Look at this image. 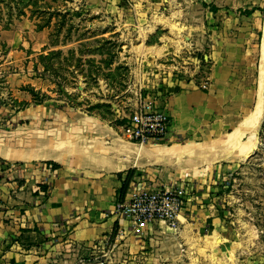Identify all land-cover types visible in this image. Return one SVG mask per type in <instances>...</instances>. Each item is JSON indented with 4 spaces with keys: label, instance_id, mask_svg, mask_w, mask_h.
I'll return each instance as SVG.
<instances>
[{
    "label": "rangeland",
    "instance_id": "obj_1",
    "mask_svg": "<svg viewBox=\"0 0 264 264\" xmlns=\"http://www.w3.org/2000/svg\"><path fill=\"white\" fill-rule=\"evenodd\" d=\"M263 23L264 0H0V113H86L118 130L139 93L208 81L220 142L255 105L243 93L257 92ZM255 132L250 154L186 182L177 229L127 220L95 249L64 238L50 264H264V110Z\"/></svg>",
    "mask_w": 264,
    "mask_h": 264
},
{
    "label": "crops",
    "instance_id": "obj_2",
    "mask_svg": "<svg viewBox=\"0 0 264 264\" xmlns=\"http://www.w3.org/2000/svg\"><path fill=\"white\" fill-rule=\"evenodd\" d=\"M170 87L173 93L165 99L171 128L159 142L125 141L103 119L86 113H49L37 106L13 119L0 113V264H50L64 238L74 247L92 248L111 235L115 224L127 221L114 209L130 185L145 176L157 183L206 182L220 169L217 163L235 157L200 159L184 153L224 133L221 122L210 121L223 109L217 85L203 90L178 81ZM257 93L244 90L247 110ZM132 144L147 147L139 152ZM161 146L182 154L161 155L155 151ZM234 169L221 166L225 172Z\"/></svg>",
    "mask_w": 264,
    "mask_h": 264
},
{
    "label": "built area",
    "instance_id": "obj_3",
    "mask_svg": "<svg viewBox=\"0 0 264 264\" xmlns=\"http://www.w3.org/2000/svg\"><path fill=\"white\" fill-rule=\"evenodd\" d=\"M209 88V82L202 84ZM137 95L134 108L129 114L120 116L118 131L127 141L144 144L165 140L171 128L172 115L166 104L167 92ZM185 183H157L148 176L130 185L126 197L117 202L114 213L126 220L139 224L164 222L169 228L177 229L186 200ZM109 237L92 246L95 249L102 243H108Z\"/></svg>",
    "mask_w": 264,
    "mask_h": 264
},
{
    "label": "bare ground",
    "instance_id": "obj_4",
    "mask_svg": "<svg viewBox=\"0 0 264 264\" xmlns=\"http://www.w3.org/2000/svg\"><path fill=\"white\" fill-rule=\"evenodd\" d=\"M260 55H261V68L258 73L259 74V78L257 82L258 93L256 95V103H255L256 106H254V109L246 117H244L232 131L228 132L226 135L224 134V138L222 139V141L220 142L212 141V142L198 144L196 148L188 149L187 151L182 150V152L185 151L184 153H187L191 157L197 156L200 159L201 158L204 159L205 157L206 159L211 154H213V156L216 158L221 156L227 158L236 154H241L242 156H245L253 151V149L257 144V136H256L255 128L257 129V126L261 121V117L263 115V110H264V91H263L264 90V23H263V32L261 37ZM74 145H70L71 146L70 148L71 149L74 148ZM132 146L133 149L140 150L139 152L145 150L147 147L144 145L139 146L135 144H132ZM155 151L165 156L180 157V154H182L181 151H178L176 149V147L161 146L158 147ZM22 156L29 157L30 155L24 154ZM195 169L197 172L198 168Z\"/></svg>",
    "mask_w": 264,
    "mask_h": 264
},
{
    "label": "trees",
    "instance_id": "obj_5",
    "mask_svg": "<svg viewBox=\"0 0 264 264\" xmlns=\"http://www.w3.org/2000/svg\"><path fill=\"white\" fill-rule=\"evenodd\" d=\"M256 10V8H253V9H250V10H246V13L247 14H251L253 13L254 11ZM127 187H128V180L125 181L123 187H122V191H121V196H123L125 194V191L127 190ZM116 229H117V224H115V228L113 230V234H112V237L115 235L116 233Z\"/></svg>",
    "mask_w": 264,
    "mask_h": 264
}]
</instances>
